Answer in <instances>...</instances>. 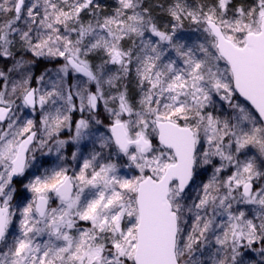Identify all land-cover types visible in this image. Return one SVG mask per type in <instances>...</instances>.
Segmentation results:
<instances>
[{"label": "snow or ice", "instance_id": "snow-or-ice-1", "mask_svg": "<svg viewBox=\"0 0 264 264\" xmlns=\"http://www.w3.org/2000/svg\"><path fill=\"white\" fill-rule=\"evenodd\" d=\"M0 264H264V0H0Z\"/></svg>", "mask_w": 264, "mask_h": 264}]
</instances>
